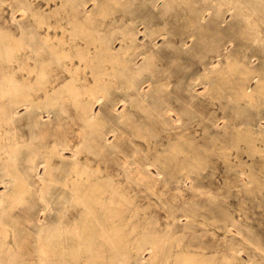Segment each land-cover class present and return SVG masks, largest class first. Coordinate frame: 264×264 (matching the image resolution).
I'll list each match as a JSON object with an SVG mask.
<instances>
[{
    "label": "rangeland",
    "instance_id": "obj_1",
    "mask_svg": "<svg viewBox=\"0 0 264 264\" xmlns=\"http://www.w3.org/2000/svg\"><path fill=\"white\" fill-rule=\"evenodd\" d=\"M92 1L0 0V36L22 35L25 41H30L33 31L41 33L29 42L38 48L39 55H31L34 59L27 57L25 47H20L15 56L0 52V143L7 145L0 149V264H43L38 251L42 237L51 241L53 264H264V0H107L111 16L97 28L105 42L119 48L129 28L137 33L140 43L153 37L155 47H152L160 53L154 66L157 74L173 76L169 88L177 92L174 104L185 124L183 138L179 144L176 142L174 150L170 145L148 149L151 136L164 132L156 117L146 115L139 107L132 108L136 119L125 120L128 124L123 119L117 120L112 107L115 105L118 111L123 107L119 102L123 98L122 89L116 88L121 79L98 92L96 71L101 69H93L90 60L87 65L77 66L79 61L84 63L81 58H64L61 53L71 43L78 49L88 46L89 42L81 35L74 37L67 22L73 5L85 3L90 10ZM199 10L203 13H198ZM129 17H133L132 21ZM144 29L147 32H142ZM43 35L51 44L59 42L58 57H51L42 48L38 40ZM104 65L109 66L108 62ZM142 86L147 88L146 83ZM47 92L53 93V102L45 99ZM148 94L150 98L152 94ZM100 95L102 99L98 102ZM28 100H41L42 106L34 115L24 114L23 103ZM78 100L94 106L97 116L91 127L73 107ZM8 106L19 112L13 121L1 118ZM189 139H194L193 143ZM14 142L16 152L9 156L8 147ZM59 142L68 143L70 148L64 149L63 159L53 156L51 169L44 171L50 148ZM223 144L228 148H223ZM175 151H179L178 158L173 157ZM151 156L158 157L156 167L143 168L131 163L132 159H152ZM198 156L201 159L195 160ZM6 168L11 169L12 179L4 176ZM41 177L48 181L44 184ZM72 179L78 182L73 183ZM95 185L107 192L118 188L120 196H108L106 191L99 195ZM101 231L115 244L100 236ZM58 238L65 241L58 244ZM151 243L156 251L149 259ZM138 247L143 249L137 255Z\"/></svg>",
    "mask_w": 264,
    "mask_h": 264
},
{
    "label": "bare ground",
    "instance_id": "obj_2",
    "mask_svg": "<svg viewBox=\"0 0 264 264\" xmlns=\"http://www.w3.org/2000/svg\"><path fill=\"white\" fill-rule=\"evenodd\" d=\"M113 1V0H112ZM111 1V2H112ZM117 2H118V0H116ZM125 1H127V0H125ZM146 1V0H145ZM151 1V0H150ZM169 1H171V0H169ZM177 1V0H176ZM180 1V0H179ZM168 2V1H167ZM110 3V2H109ZM124 3V2H123ZM129 3V2H128ZM170 3V2H169ZM92 9H90V10H88V8H86V6H85V3H81V4H75V5H73V7H72V11H71V14H70V18H69V20H68V24L71 26V28H72V30H71V32L73 31L74 33H75V35H74V37H76V35L78 36V35H81L83 38H85V39H87V41L89 42L88 43V46H85L83 49H78V47H77V45H75V44H73V43H71L72 44V46H70L68 49H62V50H60V49H58L57 48V45L59 44V42L57 41V44L56 45H54V44H51L50 42H49V38L47 37V36H44L43 37V39H39L38 41L40 42V44H41V46H42V48H45L46 50H47V52L49 53V55L51 56V57H54V56H56V57H58V54H59V50L61 51V53H63V56H64V58L65 57H68V56H72V57H77V58H81L83 61H84V63L82 62V61H79V63H78V65L77 66H81V65H87L86 63H87V61L88 60H90V61H88L89 62V65L93 68V69H95V68H99V69H101V70H98V71H96V73H98L99 74V78H97V79H99L98 81H97V83H96V85H95V88L98 90V92L99 91H101L102 89H106L108 86L110 87V85L112 86L113 85V83H112V81H115V80H117L118 78L119 79H121V83H120V86H116V88H118L119 89V87L122 89V92H123V98L122 99H120L119 100V102L120 103H122V109L121 110H119L118 111V107H115V105H114V107H112L113 108V113H116L117 114V116H118V121H120V119H123L124 121L125 120H127V121H130L132 118H135L136 117V112L135 111H133L132 110V108H136V107H139L140 108V111H142L143 113L145 112L146 113V115H151V116H154V117H156V119L158 120V124H161V131L162 132H164V134H159V133H155V134H153V136H151L152 138H153V140H152V143L151 142H148V149L149 150H157L158 149V147H161V146H164V145H170L169 146V148L170 149H176L177 147L175 146V144H176V142L178 143L179 142V140H180V138H183V137H181L182 136V134L181 133H183V132H185V124H183V122H182V117H181V115L180 114H182V113H180L179 111H177V109H176V107H175V104H174V102L177 100V95H176V91L173 89V88H169V86H171L170 85V83H171V76L170 75H168V73L166 74V76H164V75H162V73H161V75H158L157 73L158 72H156V70H155V65H156V63H157V60H159V54L160 53H158L157 52V50L155 49V48H153V47H155V45H154V43L152 42V38H150V39H148V41H145V40H143L142 41V43H140L139 41H138V36L136 35L137 33L134 31H132L130 28H129V30H127L125 33L124 32H122V33H124L123 34V38H122V40H121V42H120V46H119V48H115L114 49V47H112L113 46V44H111V45H108L107 44V42H105V40H104V35H100V33L102 32H100L99 31V29H97L98 27H100L101 25H104L105 23H106V21H108L109 19H108V15L112 12V10H111V8L108 6V4H107V0H106V2H101L100 0H93L92 1ZM113 5V4H112ZM156 5V4H155ZM169 6V5H168ZM89 7V6H88ZM123 7V6H122ZM124 7H125V5H124ZM170 8V7H169ZM173 8V7H172ZM183 8V7H182ZM187 8V7H186ZM165 9V8H164ZM164 9H163V11H164ZM176 8H174V10H175ZM192 9H193V7H192ZM195 9V8H194ZM206 9V8H205ZM111 10V12H109ZM122 10V9H121ZM180 10H182V9H180ZM184 10H186V9H184ZM196 11H197V9H195ZM203 10H204V8H203ZM209 10V9H208ZM21 11L22 12H24L25 11V8H21ZM160 12H161V10H159ZM178 11V10H177ZM183 11V10H182ZM187 11H188V8H187ZM187 11L186 12H184L185 14H187ZM200 11V10H199ZM173 12V11H172ZM181 12V11H180ZM191 12V11H190ZM201 12L202 11H200V12H198V13H200L201 14ZM208 12V11H207ZM176 13V12H175ZM179 13V12H178ZM195 13V12H194ZM193 13V14H194ZM197 13V12H196ZM195 13V14H196ZM197 13V14H198ZM203 13V12H202ZM172 14V13H171ZM171 14H169V15H171ZM177 14V13H176ZM195 14H194V16H195ZM207 14V13H206ZM126 15V14H125ZM131 15H133V14H131ZM189 15H192V13L191 14H189ZM110 16H111V14H110ZM159 16H160V13H159ZM177 16V15H176ZM182 16V15H181ZM113 17V16H112ZM120 18H122V16H119ZM118 17V18H119ZM138 16H136V18H137ZM155 17V16H154ZM153 17V18H154ZM157 17V16H156ZM168 17V16H167ZM170 17V16H169ZM178 17V16H177ZM184 17H186V16H184ZM188 17V16H187ZM198 17V16H197ZM196 17V18H197ZM204 17H205V15H204ZM115 18V17H114ZM130 18V17H129ZM166 18V17H165ZM107 19V20H106ZM131 19V18H130ZM132 19H133V17H132ZM132 19H131V21H132ZM162 19V18H161ZM168 20V19H167ZM191 20V19H190ZM194 20V19H193ZM198 20H199V18H198ZM197 20V21H198ZM114 21H115V19H114ZM125 21V20H124ZM124 21H122V22H124ZM126 21H127V19H126ZM125 21V22H126ZM165 20H163V22H164ZM196 21V20H195ZM112 22V21H111ZM117 22V21H116ZM167 22V21H166ZM175 22V21H174ZM188 22V21H187ZM40 23V22H39ZM134 23V22H133ZM135 23H136V21H135ZM134 23V24H135ZM150 23V22H149ZM170 23V22H169ZM191 23H192V21H191ZM190 23V24H191ZM193 23H196V22H193ZM111 23H109L108 25H110ZM125 24V23H124ZM137 24V23H136ZM154 24V23H153ZM165 24V23H164ZM166 24H168V23H166ZM180 24V23H179ZM181 24H182V22H181ZM113 25V24H112ZM122 25V24H121ZM144 25V24H143ZM174 25V24H173ZM199 25V24H198ZM200 25H202V23L200 24ZM214 25V24H213ZM120 26V25H119ZM137 26V25H136ZM139 26V25H138ZM148 26V25H147ZM146 26V30H147V27ZM159 26V25H158ZM161 26V25H160ZM167 26V25H166ZM175 26V25H174ZM182 26V25H181ZM184 26V25H183ZM187 26H188V24H187ZM104 27V26H103ZM106 27V26H105ZM129 27V26H128ZM152 27V26H151ZM155 27H157V26H155ZM163 27V26H162ZM165 27V26H164ZM185 27V26H184ZM214 27V26H213ZM217 27V26H216ZM121 28V27H120ZM126 28V27H125ZM136 28V27H135ZM186 28V27H185ZM184 28V29H185ZM202 28V27H201ZM124 29V28H123ZM122 28L120 29V30H123ZM127 29V28H126ZM138 29H139V27H138ZM149 29V28H148ZM152 29V28H151ZM155 29H158L159 31L160 30H162V29H159L158 27L157 28H155ZM172 29V28H171ZM174 29V28H173ZM178 30H179V28H177ZM183 29V30H184ZM203 29V28H202ZM214 29V28H213ZM105 30V29H104ZM107 30V29H106ZM117 29L115 28V31H116ZM119 30V29H118ZM154 30V29H153ZM152 30V31H153ZM178 30H177V34H179V32H178ZM186 30V29H185ZM211 30H212V28H211ZM70 31V30H69ZM113 31V30H112ZM111 31V32H112ZM150 31V30H149ZM170 31V30H169ZM180 31V30H179ZM100 32V33H99ZM109 32V31H108ZM121 32V31H120ZM140 32V31H139ZM142 32H147V31H145V29H144V31H142ZM162 32V31H161ZM174 31H172V33H173ZM176 32V31H175ZM181 32V31H180ZM189 32V31H188ZM203 32H204V30H203ZM117 33V32H116ZM119 33V32H118ZM155 33V32H154ZM163 33V32H162ZM166 33V32H165ZM172 33H170V34H172ZM183 33H186V32H182V34ZM205 33V32H204ZM102 34V33H101ZM105 34V33H104ZM151 34V33H150ZM150 34H149V36H150ZM177 34H175V35H177ZM181 34V33H180ZM179 34V36H180V38H181V35ZM200 34H201V32H200ZM220 34V33H219ZM41 35V33L38 31V30H36V31H33V33H32V35L30 36V41H34L36 38H37V36H40ZM106 35V34H105ZM119 35V34H118ZM138 35H139V33H138ZM143 35V34H142ZM167 35V34H166ZM192 35V34H191ZM145 36H147V35H145ZM168 36V35H167ZM172 36V35H171ZM178 36V35H177ZM178 36V37H179ZM254 36V35H253ZM258 36V35H257ZM115 37V36H114ZM119 37H120V39H121V36L119 35ZM154 37H155V35H154ZM161 37V36H160ZM183 37H185V36H183ZM203 37V36H202ZM255 37V36H254ZM259 37V36H258ZM148 38V37H147ZM256 38V37H255ZM108 39V38H107ZM112 39V38H111ZM110 39V40H111ZM116 40H117V38H116ZM115 40V41H116ZM185 40V39H184ZM29 40L28 41H25L24 39H23V37H22V35L21 36H19L18 38L17 37H10L9 35H3V36H0V52H2V53H7L6 54V56H8V55H11L12 56V54L14 55L15 53H16V51L20 48V47H25V48H27L28 49V54H27V57L28 58H32V56L33 55H35V57L36 56H38L39 54V52H38V48L36 49L35 48V46L34 45H32V44H30L29 42H30ZM115 41H113V42H115ZM118 41V40H117ZM155 41V40H154ZM180 41V40H179ZM182 41H183V39H182ZM172 42V41H171ZM185 42V41H184ZM111 43V42H110ZM116 43V42H115ZM172 43H175L174 41L172 42ZM67 44V43H66ZM70 44V45H71ZM166 44V43H165ZM176 44H177V41H176ZM181 43H179V45H180ZM68 45V44H67ZM154 45V46H153ZM212 45H215V44H212ZM69 46V45H68ZM153 46V47H152ZM172 46V45H171ZM170 46V47H171ZM174 46H176L175 44H174ZM218 46V45H217ZM62 47V46H61ZM181 47V46H180ZM169 48V47H168ZM22 49V48H21ZM177 50V49H176ZM180 51V50H179ZM185 51H187V50H185ZM211 51H212V49H211ZM44 52V51H43ZM32 53H33V55H32ZM41 54H42V52H41ZM3 55V54H2ZM32 55V56H31ZM180 54H178V56H179ZM15 56V55H14ZM164 56V55H163ZM180 57V56H179ZM220 57H222V56H220ZM177 58V57H176ZM7 59V58H6ZM32 59H34V57L32 58ZM36 59V58H35ZM55 59V58H54ZM138 59H140V61L141 62H138ZM184 59V58H183ZM66 60V59H65ZM176 60V59H175ZM163 61V60H162ZM108 62V64H109V66L108 67H106L104 64H106V63ZM174 62V61H173ZM161 63V62H160ZM163 63V62H162ZM161 63V64H162ZM168 63V62H167ZM169 64V63H168ZM42 65V64H41ZM40 65V66H41ZM62 65L63 66H65L66 64L64 63H62ZM163 65H165V64H163ZM162 65V66H163ZM229 65V64H228ZM172 66V65H171ZM215 66V65H214ZM161 67V66H160ZM231 67V66H230ZM33 68V67H32ZM165 68H167V67H165ZM35 69V68H34ZM34 69H32V70H34ZM163 69V68H162ZM37 70H38V68H37ZM167 70V69H166ZM170 70H171V67H170ZM169 70V71H170ZM217 70V69H216ZM38 71H40V70H38ZM37 71V72H38ZM160 72H161V69H160ZM173 72V71H172ZM219 72H220V70H219ZM260 72V71H259ZM262 72V71H261ZM39 73V72H38ZM145 73H147V75L145 74ZM164 73V72H163ZM214 73H216V71H214ZM226 73V72H225ZM40 74H41V72H40ZM39 74V75H40ZM172 74V73H171ZM35 75H37V74H35ZM208 75V74H207ZM219 74H217V76H218ZM221 75V74H220ZM226 75V74H225ZM41 76V75H40ZM44 76V75H43ZM173 77V76H172ZM199 77H201V75L199 76ZM202 77H204V75L202 76ZM223 77H224V75H223ZM226 77V76H225ZM262 77H264V76H262ZM193 78V77H192ZM198 78V77H197ZM207 78V77H206ZM209 78V77H208ZM207 78V79H208ZM216 78V77H215ZM214 78V79H215ZM222 78V77H221ZM39 79V78H38ZM42 79V78H41ZM96 79V78H95ZM96 79V80H97ZM104 79V80H103ZM206 79V80H207ZM220 79V78H219ZM191 80H194V78L193 79H191ZM201 80V79H200ZM209 80V79H208ZM213 80V79H212ZM218 80V79H217ZM224 80H225V78H224ZM228 80H229V78H228ZM172 81H173V79H172ZM201 81H203V80H201ZM200 81V82H201ZM219 81V80H218ZM223 81V80H222ZM221 81V82H222ZM259 81V80H258ZM262 81V80H261ZM260 81V82H261ZM182 82V81H181ZM199 82V83H200ZM204 82V81H203ZM212 82V81H211ZM214 82H216V80L214 81ZM242 82V81H241ZM144 83H146V85H147V88L146 89H144V86H142V84H144ZM179 83V82H178ZM189 83H190V81H189ZM192 83V82H191ZM193 83H194V81H193ZM202 83V82H201ZM208 83V82H207ZM217 83V82H216ZM228 83H229V81H228ZM177 84V83H176ZM203 84V83H202ZM237 84V83H236ZM239 85H240V83H239ZM239 85H236V86H239ZM208 86L210 87V86H212V85H210V84H208ZM219 86H220V84H219ZM242 85H240V87H241ZM71 87H72V85H71ZM108 87V88H109ZM208 87V88H209ZM246 87V86H245ZM180 88V87H179ZM207 88V89H208ZM210 88H213V87H210ZM214 88H216L215 86H214ZM243 88V87H242ZM259 88V87H258ZM73 89V88H72ZM113 89V88H112ZM216 89H218V88H216ZM245 89V88H244ZM256 89V88H255ZM111 90V89H110ZM188 90H190V88L188 89ZM212 90V89H211ZM211 90L209 91V92H211ZM232 90V89H231ZM234 90V89H233ZM252 90V89H251ZM70 91V93H72L71 92V90H69ZM73 91V90H72ZM94 91V90H93ZM105 91V90H104ZM205 91H207V90H205ZM204 91V92H205ZM219 91V90H218ZM102 92V91H101ZM118 92V91H117ZM176 92V93H175ZM188 92V91H187ZM217 92V91H216ZM235 92V91H234ZM237 92V91H236ZM250 92H253V91H250ZM93 93V92H92ZM110 93V92H109ZM111 93H112V91H111ZM110 93V94H111ZM148 93H151L152 95H151V97L149 98L148 97ZM207 93H208V91H207ZM213 93H214V91H213ZM241 93V92H240ZM52 94L53 93H49V92H47V93H45V99L46 100H48V101H54V99L53 98H55V97H53L52 96ZM108 94V93H107ZM148 94V95H147ZM215 94V93H214ZM213 94V95H214ZM218 94V93H217ZM238 94V93H237ZM70 95V94H69ZM76 94H74V92H73V96H75ZM198 95V94H197ZM200 95V94H199ZM205 95V94H204ZM249 95V94H248ZM252 95V94H251ZM261 95V94H260ZM72 96V97H73ZM96 96V95H95ZM111 96V95H110ZM118 96V95H117ZM207 96V95H206ZM211 96V95H210ZM215 96H217V95H215ZM239 96V95H238ZM89 97H91V95H89ZM89 97H87V98H89ZM94 97V96H93ZM107 97V96H106ZM113 97V96H112ZM121 97V96H120ZM191 97H193L194 98V96H191ZM197 96H195V98H196ZM242 97V96H241ZM28 98V97H27ZM208 98H209V96H208ZM212 98H213V96H212ZM240 98V97H239ZM246 98V97H245ZM34 99V98H33ZM38 99H42V98H38ZM37 99V100H38ZM86 99V98H85ZM101 99H102V95H100L99 97H97V101L99 102V101H101ZM117 99H118V97H117ZM215 99V98H214ZM237 99V98H236ZM115 100V99H114ZM179 100V99H178ZM238 100V99H237ZM36 101V100H35ZM41 100H39V102H34L33 100H28L27 102H25V103H23V107H24V114H28V115H34V113L36 112L35 110L36 109H38L40 106H42V103L40 102ZM45 101V100H44ZM96 101V102H97ZM192 101H193V103H194V99H192ZM218 101V100H217ZM236 101V100H235ZM43 102V101H42ZM191 102V101H190ZM90 103V102H89ZM88 102H86V101H80V100H78L77 102H75L74 103V105H73V107L74 108H76V110L75 111H77V113H78V115H79V118L82 120V121H84L85 123H86V125L87 126H92L93 125V120L95 119V117L97 116V113H94V111H93V109H94V106H93V108H92V105L91 104H89ZM118 103V102H117ZM119 103V104H120ZM176 103H178V102H176ZM193 103H191L192 104V106H194L193 105ZM195 103H196V101H195ZM194 103V104H195ZM221 103V102H220ZM56 103H53L52 105L54 106ZM181 104V103H180ZM179 104V105H180ZM185 104V103H184ZM215 104V103H214ZM213 104V105H214ZM8 105H11L10 103L8 104ZM58 105V104H57ZM99 105V104H98ZM178 105V104H177ZM186 105V104H185ZM218 105V104H217ZM13 106V105H12ZM105 106V105H104ZM9 107V106H8ZM180 107V106H179ZM178 107V108H179ZM4 108H6V107H4ZM3 107H2V109L3 110H5ZM43 108V107H42ZM185 108V107H184ZM1 109V110H2ZM7 109V108H6ZM41 109V108H40ZM46 109V108H45ZM44 109V110H45ZM52 110V109H51ZM51 110H49V112L51 111ZM193 110H195V109H193ZM35 111V112H34ZM110 111V110H109ZM111 111H112V109H111ZM3 112V116L1 117V118H3V119H5V120H7V121H13L14 120V118H15V116L19 113V112H17V110H16V108H8L7 110H5V112L4 111H2ZM44 112H46V111H44ZM52 112V111H51ZM186 112V111H185ZM54 113V112H53ZM63 113V112H62ZM183 113H184V110H183ZM189 113V112H188ZM104 114V113H103ZM186 115H187V113H185ZM184 114V115H185ZM1 115V114H0ZM19 115V114H18ZM47 115V114H46ZM39 116V115H38ZM100 116V115H99ZM145 116V115H144ZM184 117V116H183ZM189 118H191V117H189ZM96 119H98V118H96ZM136 119V118H135ZM141 119V118H140ZM147 119V118H146ZM188 119V118H187ZM2 120V119H1ZM104 120V119H103ZM102 120V121H103ZM208 120V119H207ZM216 120V119H215ZM117 121V122H118ZM133 121V120H132ZM190 121H192V120H190ZM97 122H98V120H97ZM104 122H106V121H104ZM103 122V123H104ZM126 122V121H125ZM188 122V121H187ZM187 122H185V123H187ZM6 123V122H5ZM61 123V122H60ZM100 123V122H99ZM98 123V124H99ZM127 124H128V122H126ZM134 123V122H133ZM97 124V123H96ZM135 124V123H134ZM133 124V125H134ZM195 124V123H194ZM193 124V125H194ZM199 124H202V122L201 123H199ZM217 124V123H216ZM101 125V124H100ZM126 125V124H125ZM130 125V124H129ZM117 126V125H116ZM127 126V125H126ZM114 127V126H113ZM133 127V126H132ZM131 127V128H132ZM137 127V126H136ZM189 127V126H188ZM99 129V128H98ZM108 129V128H107ZM130 129V128H129ZM178 129H181V130H183L182 132H177L178 131ZM187 129V128H186ZM190 129V128H189ZM207 129V128H206ZM133 130V129H132ZM131 130V131H132ZM140 130V129H139ZM250 130V129H249ZM92 131V130H91ZM116 131V129H115V127L112 129V132H115ZM135 131V133H136V130H134ZM173 131V132H172ZM205 131V130H204ZM251 131V130H250ZM111 132V133H112ZM139 132V131H138ZM249 132V131H248ZM259 132V131H258ZM142 133V132H141ZM167 133H172V135H170V136H168V135H166ZM247 133V132H246ZM255 133V132H254ZM253 133V134H254ZM102 134V133H101ZM120 134V133H119ZM144 134V133H143ZM251 134H252V132H251ZM262 134V133H261ZM112 135H114V134H112ZM132 135V134H131ZM140 135V134H139ZM262 135H264V134H262ZM261 135V136H262ZM145 136V135H144ZM143 135H142V137L141 138H143L144 137ZM148 136V135H147ZM240 135H238V137H239ZM244 136H245V134H244ZM247 136V135H246ZM250 136V135H249ZM253 136V135H252ZM104 137V136H103ZM134 137V136H133ZM136 137V136H135ZM146 137V136H145ZM191 137V136H190ZM193 137V136H192ZM237 137V136H236ZM235 137V138H236ZM242 138H245V137H243V136H241ZM241 137H239V138H241ZM259 137V136H258ZM105 138H107V136L105 137ZM116 138V137H115ZM234 138V137H233ZM250 138V137H249ZM254 138V137H253ZM252 138V139H253ZM218 139V138H217ZM238 139V138H237ZM246 139V138H245ZM251 139V138H250ZM262 139V138H261ZM146 140H147V137H146ZM190 140V139H189ZM193 140L194 139H191L190 141H189V143H193ZM196 140V139H195ZM213 140H214V137H213ZM216 140V139H215ZM224 140V139H223ZM231 140V139H230ZM233 140V139H232ZM232 140H231V142H232ZM239 141L241 140V139H238ZM247 140V139H246ZM257 140V139H256ZM260 140V139H259ZM106 141V140H105ZM173 141H175V143H172ZM216 141H218V140H216ZM221 141V140H220ZM219 141V142H220ZM235 141H236V139H235ZM235 141L233 142V144H235ZM242 141V140H241ZM250 141V140H249ZM108 142V141H107ZM132 142V141H131ZM188 142V141H187ZM187 142H185V143H187ZM198 142V141H197ZM223 142H226V141H223ZM230 142V141H229ZM258 142H260V141H258ZM133 143V142H132ZM181 143V142H180ZM183 143V142H182ZM181 143V144H182ZM195 143V142H194ZM199 143V142H198ZM220 143H222V142H220ZM227 143V142H226ZM261 143V142H260ZM171 144H173L172 145V147H171ZM179 144V143H178ZM245 144L247 145L248 144V142L246 143L245 142ZM254 144V143H253ZM262 144V143H261ZM186 145V144H185ZM188 145V144H187ZM191 145V144H190ZM199 145V147H201L200 146V144H198ZM222 145V144H221ZM224 145V144H223ZM227 145V144H226ZM228 145H230V144H228ZM249 145H251L250 144V142H249ZM7 145L6 144H2V143H0V149H2V150H4V148L6 147ZM16 146H17V142H14V143H12V144H10L9 145V147L8 148H10L9 149V156H11L12 154H14L15 152H16ZM69 146V144L68 143H64V142H59V143H54V145L52 146V148H50L51 149V151L48 153L49 154V156L47 157V159L44 161V171L46 170V169H51V165H50V161H51V158L53 157V156H55V157H58V158H61V159H63L64 158V153H63V151H64V149H66V148H70V147H68ZM179 146V145H178ZM181 146H183V145H181ZM181 146H179V147H181ZM196 146V145H195ZM194 146V147H195ZM213 146V145H212ZM225 146V145H224ZM238 146V145H237ZM255 146H256V144H255ZM258 146V145H257ZM109 147H110V145H109ZM112 147V146H111ZM176 147V148H175ZM178 147V148H179ZM185 147V146H184ZM194 147H193V149H194ZM218 147V146H217ZM227 146H225V147H223V148H226ZM232 147V146H231ZM234 147V146H233ZM247 147V146H246ZM249 148H250V146H248ZM251 147H252V145H251ZM262 147H264V146H262ZM164 148V147H163ZM168 148V147H167ZM182 148V147H181ZM202 148H204L203 146H202ZM212 148V147H211ZM219 148V147H218ZM228 148V147H227ZM234 148H236V147H234ZM254 148H256V147H254ZM260 148V147H259ZM118 149V148H117ZM187 149H188V147H187ZM190 149V148H189ZM214 149H216V148H214ZM213 149V150H214ZM222 148H220V150H221ZM233 149V148H232ZM253 149V148H252ZM261 149V148H260ZM262 149H264V148H262ZM73 150V149H72ZM71 150V151H72ZM159 150V149H158ZM165 150V149H164ZM163 150V152L165 153V151ZM197 150V149H196ZM199 150V149H198ZM203 150V149H202ZM205 150V149H204ZM256 150V149H255ZM186 151V150H185ZM184 151V152H185ZM192 151L193 150H191V153H192ZM205 151H209V149L207 150H205ZM218 151V150H217ZM254 151V150H253ZM258 151V150H257ZM3 152V151H2ZM5 152V151H4ZM75 152V151H74ZM74 152H71V153H74ZM115 152V151H114ZM158 152V151H157ZM162 152V151H161ZM169 152V154H170V151H168ZM176 153H175V155H173V157L174 158H178V152L179 151H175ZM181 152V151H180ZM203 152V151H202ZM247 152H249L248 150H247ZM146 153V152H145ZM159 154H160V152H158ZM189 153H190V151H189ZM188 153V154H189ZM206 153V152H205ZM204 153V154H205ZM250 153H253L252 152V150H251V152ZM260 153V151H258V154ZM262 153H264V152H262ZM113 154V153H112ZM124 154V153H123ZM195 153L193 152V155H194ZM198 154V153H197ZM200 154H202V153H200ZM221 154V153H220ZM254 154V153H253ZM162 155H163V153H162ZM166 155V154H165ZM187 155V154H186ZM223 155V154H222ZM225 155V154H224ZM223 155V156H224ZM249 155V154H248ZM47 156V155H46ZM160 156H161V154H160ZM170 156V155H169ZM192 156V155H191ZM195 156V155H194ZM152 157V156H151ZM198 157H200V156H198ZM46 158V157H45ZM72 158V157H71ZM156 158H158V157H155V158H153L152 157V159H147V158H145V160H136V159H132V161H131V163H134V164H136L138 167H149V166H155L156 167V164L158 163V160L156 159ZM166 158H168V156L166 157ZM185 158V157H184ZM192 158V157H191ZM191 158H190V160H191ZM203 158V157H202ZM225 158V157H224ZM223 158V159H224ZM228 158V157H227ZM161 159V158H160ZM182 159V158H181ZM193 159V158H192ZM196 159H201V157L200 158H195V160ZM205 159V158H204ZM207 159H209V158H207ZM212 159V158H211ZM236 159V158H235ZM125 160V159H124ZM171 161H173V159H170ZM170 160H168V161H170ZM227 160V159H226ZM225 160V161H226ZM241 160V159H240ZM162 161V160H161ZM194 161V160H193ZM203 161V160H202ZM212 161V160H211ZM210 161V162H211ZM213 161H215L214 163H216V160H213ZM212 161V162H213ZM222 161V160H221ZM234 161V160H233ZM254 161V160H253ZM125 162V161H124ZM187 162V161H186ZM207 163H208V161H207ZM243 163H244V161H243ZM252 163V162H251ZM159 164H160V162H159ZM163 164V163H162ZM180 164V163H179ZM186 164H188V163H186ZM185 164V165H186ZM201 164L202 163H200V166H201ZM227 164V163H226ZM237 164H238V162H237ZM190 165H192V164H190ZM199 165V164H198ZM203 165H204V163H203ZM203 165H202V167H203ZM210 165V164H209ZM208 165V166H209ZM245 165V164H244ZM249 165V164H248ZM174 166V165H173ZM205 166V165H204ZM9 167V166H8ZM168 167V169H170V167L169 166H167ZM184 167V166H183ZM193 167H194V165H193ZM196 167V166H195ZM194 167V168H195ZM201 167V168H202ZM188 168H190V167H188ZM99 169V168H98ZM154 169V168H153ZM158 169V168H157ZM163 169H165V168H163ZM162 169V170H163ZM185 169V168H184ZM196 169V168H195ZM198 169V168H197ZM199 169H200V167H199ZM167 170V169H166ZM165 170V171H166ZM193 170V169H192ZM127 171V170H126ZM164 171V172H165ZM186 171V170H185ZM84 172H86L87 173V171H84ZM102 172V171H101ZM128 172V171H127ZM146 172V171H145ZM149 172V171H148ZM160 172H162V171H160ZM177 172V171H176ZM90 173H92V174H94L93 172H90ZM157 173H158V171H157ZM171 173H173V172H171ZM45 174H46V172H45ZM76 174V173H75ZM85 174V173H84ZM89 174V173H88ZM70 175V174H69ZM101 175V174H100ZM158 175H160V174H158ZM168 175H170V174H168ZM4 176H6V177H11V179H12V177H13V174H12V172H11V169H9V168H6L5 169V174H4ZM85 176V175H84ZM87 176H89V175H87ZM175 176V175H174ZM81 177V176H80ZM127 177V176H126ZM168 177V176H167ZM172 177V176H171ZM42 178H44V177H41V179ZM46 178V177H45ZM93 178V177H92ZM166 178V177H165ZM90 178H87V180H89ZM96 179H99V176H96ZM105 178H103V180H104ZM173 179V178H172ZM189 179V178H188ZM45 180H46V182L48 181L47 179H42V181H43V183L45 182ZM66 180V179H65ZM87 180H85V181H87ZM101 180V179H100ZM108 181H109V179H107ZM41 181V182H42ZM51 181V180H50ZM75 181H77L76 179H72V181L71 182H73V183H75ZM97 181L98 180H96L95 182H96V185H98L97 184ZM168 181H169V178H168ZM45 182V183H46ZM70 182V183H71ZM78 182V181H77ZM44 183V184H45ZM92 183V182H91ZM102 183V182H101ZM104 183V182H103ZM111 183V182H110ZM115 183V182H114ZM78 184V183H77ZM80 184L82 185V183L80 182ZM94 184V183H93ZM119 184V183H118ZM71 185V184H70ZM90 185V184H89ZM95 185V186H96ZM112 185H113V182H112ZM93 186V185H92ZM95 186H94V188L93 189H95ZM98 186H100V185H98ZM98 186H96L97 188H99ZM115 186V185H114ZM22 187V186H21ZM103 187H105V186H102V188ZM112 187V186H111ZM110 187V188H111ZM116 187V186H115ZM92 188V187H91ZM96 188V190L98 191L99 190V195L100 194H102L103 192H105L106 190H102V189H97ZM106 188V187H105ZM92 189V190H93ZM107 189V188H106ZM96 190L95 191H92V193L93 192H96ZM118 188L116 189H111V190H108L109 192H107V193H109V195L108 196H120V193L118 192ZM120 190H121V188H120ZM105 192V193H106ZM97 193V194H98ZM75 194H76V192H75ZM95 194V193H94ZM104 194V193H103ZM103 194H102V196H103ZM124 194V193H123ZM122 194V195H123ZM126 194V193H125ZM105 196V195H104ZM89 197V196H88ZM98 197V196H97ZM97 197H94V198H96L97 199ZM123 197V196H122ZM90 198H92V197H90ZM85 200H87V199H85ZM91 200V199H90ZM84 200H82V202H83ZM99 202H100V200H98ZM104 201V200H103ZM85 202V201H84ZM94 202H96L95 200H94ZM105 202V201H104ZM80 204H82L81 202H80ZM96 204V203H95ZM94 204V205H95ZM99 204V203H98ZM83 205V204H82ZM84 205H88V204H84ZM106 205V204H105ZM98 206V205H97ZM85 208V207H84ZM90 208V207H89ZM87 210H88V208H86ZM90 210V209H89ZM92 210V209H91ZM93 211V210H92ZM91 212V211H90ZM94 213V212H93ZM93 216V215H92ZM42 217V216H41ZM231 219V218H230ZM227 221V220H226ZM100 222V221H99ZM231 222V221H230ZM96 223V222H95ZM228 225V224H227ZM96 226V225H95ZM226 227V226H225ZM224 230V229H223ZM99 231V230H98ZM101 233L103 234V235H100V236H103L105 239H107L111 244L112 243H114L115 242V240H113L112 238H107V235H106V233L104 232V231H101ZM108 234V233H107ZM98 237V236H97ZM142 237V236H141ZM242 238H245V237H242ZM98 239V238H97ZM138 239H140V238H138ZM5 240V239H4ZM74 240V239H73ZM3 241V240H2ZM63 241H65L63 238L62 239H60V238H58V240H57V242H58V244H62L63 243ZM102 241H104V240H102ZM138 241V240H137ZM141 241V240H140ZM140 241H138V242H140ZM120 242H121V240H120ZM148 242V241H147ZM248 242V241H247ZM5 243V242H4ZM137 243V242H136ZM1 244V243H0ZM115 244V243H114ZM118 244V243H117ZM157 244V242L155 243V245ZM139 245V244H138ZM150 245H151V247H150ZM149 245V247L150 248H148V249H150V257H149V259L151 258L152 259V257H154L155 256V245H154V243H151ZM260 245V244H259ZM3 246V245H2ZM6 246V245H5ZM118 246H119V244H118ZM140 246H142V245H140ZM148 246V245H147ZM122 247V246H121ZM135 247H137V246H134V249H135ZM237 247V246H236ZM120 248V247H119ZM112 249H113V247H112ZM143 248H140V247H138V253H137V255L139 254V251H141ZM147 249V250H148ZM113 250H115V249H113ZM119 250V249H118ZM144 250H145V248H144ZM38 251H39V253H40V260L43 262V264H53L52 262H51V260H52V254H53V246L51 245V241H49V239L48 238H41L40 239V242H39V246H38ZM113 252V251H112ZM142 252V251H141ZM117 253V252H116ZM74 254H72V256H73ZM136 255V256H137ZM183 255V254H182ZM95 256V255H94ZM112 256V255H111ZM113 256H115V255H113ZM185 256V255H184ZM192 256V255H191ZM190 256V257H191ZM196 256V255H195ZM194 256V257H195ZM116 257V256H115ZM189 257V258H190ZM113 258V257H112ZM136 258V257H135ZM62 259H64V258H62ZM96 259V258H95ZM187 259V258H186ZM185 259V260H186ZM238 259V258H237ZM253 259V258H252ZM99 260V259H98ZM135 260V259H134ZM139 260V259H138ZM142 260H144V259H141V261ZM188 260V259H187ZM186 260V261H187ZM189 261V260H188ZM193 261V260H192ZM196 262H194V264H195ZM200 263V262H199ZM253 263V262H252ZM186 264V263H185ZM189 264H191V262L189 263ZM208 264V263H207ZM254 264H256V263H254Z\"/></svg>",
    "mask_w": 264,
    "mask_h": 264
}]
</instances>
